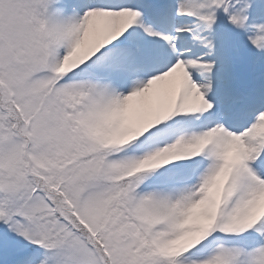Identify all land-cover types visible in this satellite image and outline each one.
<instances>
[{"label": "snow or ice", "instance_id": "1", "mask_svg": "<svg viewBox=\"0 0 264 264\" xmlns=\"http://www.w3.org/2000/svg\"><path fill=\"white\" fill-rule=\"evenodd\" d=\"M0 264H264V0H0Z\"/></svg>", "mask_w": 264, "mask_h": 264}]
</instances>
